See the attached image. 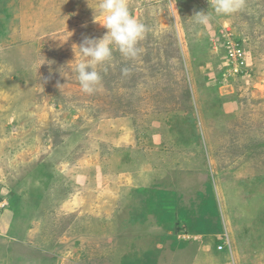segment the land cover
<instances>
[{"label":"rangeland","instance_id":"1","mask_svg":"<svg viewBox=\"0 0 264 264\" xmlns=\"http://www.w3.org/2000/svg\"><path fill=\"white\" fill-rule=\"evenodd\" d=\"M101 2L0 0V264H264V0H127L143 51L89 95Z\"/></svg>","mask_w":264,"mask_h":264},{"label":"clouds","instance_id":"2","mask_svg":"<svg viewBox=\"0 0 264 264\" xmlns=\"http://www.w3.org/2000/svg\"><path fill=\"white\" fill-rule=\"evenodd\" d=\"M243 6L244 0H215L211 6L212 11L197 13L193 18L197 23L206 25L213 13L217 16H230L239 12ZM98 9L101 19L97 20L95 11L94 22L101 24L107 32L100 39L85 38L79 46L82 59L74 69L82 91L89 95L102 90V76L97 68L111 61L114 47L124 57L135 59L143 51L139 44L147 32L146 25L130 13L127 0H102ZM129 71L123 68L122 74L128 75Z\"/></svg>","mask_w":264,"mask_h":264},{"label":"built area","instance_id":"3","mask_svg":"<svg viewBox=\"0 0 264 264\" xmlns=\"http://www.w3.org/2000/svg\"><path fill=\"white\" fill-rule=\"evenodd\" d=\"M227 48H225L226 54V63L230 65L232 72H236V74L248 76V72H245V50L238 44L234 43L233 45H229L227 43ZM228 244V243H227ZM225 248L224 245H219L218 250L223 251Z\"/></svg>","mask_w":264,"mask_h":264},{"label":"trees","instance_id":"4","mask_svg":"<svg viewBox=\"0 0 264 264\" xmlns=\"http://www.w3.org/2000/svg\"><path fill=\"white\" fill-rule=\"evenodd\" d=\"M178 226V225H177ZM179 228V230H181V228L180 227H178ZM218 228V227H217ZM178 230V229H177ZM180 233H183L182 231H179ZM213 232H215V231H213ZM219 246V245H218ZM218 248V247H217Z\"/></svg>","mask_w":264,"mask_h":264},{"label":"crops","instance_id":"5","mask_svg":"<svg viewBox=\"0 0 264 264\" xmlns=\"http://www.w3.org/2000/svg\"><path fill=\"white\" fill-rule=\"evenodd\" d=\"M217 251H219L218 248H217Z\"/></svg>","mask_w":264,"mask_h":264}]
</instances>
